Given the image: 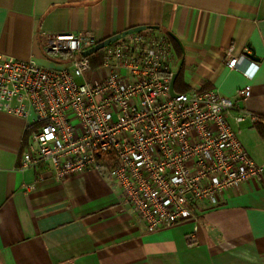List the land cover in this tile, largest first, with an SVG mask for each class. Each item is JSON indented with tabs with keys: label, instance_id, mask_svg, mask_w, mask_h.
Listing matches in <instances>:
<instances>
[{
	"label": "crops",
	"instance_id": "0c3cea01",
	"mask_svg": "<svg viewBox=\"0 0 264 264\" xmlns=\"http://www.w3.org/2000/svg\"><path fill=\"white\" fill-rule=\"evenodd\" d=\"M138 27L170 45L176 93L250 87L238 103L256 121L228 122L264 168V0H0V54L49 69L69 61L44 53L49 35L91 32L98 44ZM27 126L0 112V264H264V174L197 203L196 222L149 232L106 172L57 181L47 166L23 169Z\"/></svg>",
	"mask_w": 264,
	"mask_h": 264
},
{
	"label": "built area",
	"instance_id": "2783aa9c",
	"mask_svg": "<svg viewBox=\"0 0 264 264\" xmlns=\"http://www.w3.org/2000/svg\"><path fill=\"white\" fill-rule=\"evenodd\" d=\"M95 45L91 32L49 35L44 53L70 59L56 70L0 54V112L32 129L23 169L47 166L57 181L106 172L149 232L196 222L197 203L216 206L222 193L264 174L228 122L232 114L237 125L256 121L238 103L250 97L249 86L236 98L173 97L171 48L162 37H121L92 69L82 53ZM241 59L228 68L238 70ZM187 242L194 245V235Z\"/></svg>",
	"mask_w": 264,
	"mask_h": 264
},
{
	"label": "water",
	"instance_id": "95a60500",
	"mask_svg": "<svg viewBox=\"0 0 264 264\" xmlns=\"http://www.w3.org/2000/svg\"><path fill=\"white\" fill-rule=\"evenodd\" d=\"M147 29H156V27H148ZM145 30V27H138L136 29H133V30H130V31H127L125 33H122V34H119V35H115L103 42H100L98 44H96L95 46H93L92 48L84 51L82 53V56L84 58H87L91 55H93L94 53H97L98 51H101L103 50L104 48H106L107 46H109L110 44L114 43L115 41L119 40L121 37H124V36H127L129 34H132V33H136V32H141ZM175 79H176V75H173L172 76V79H171V84H170V91H171V95L174 97L176 96V92L174 91V83H175ZM188 197H190V195H188Z\"/></svg>",
	"mask_w": 264,
	"mask_h": 264
},
{
	"label": "trees",
	"instance_id": "16d2710c",
	"mask_svg": "<svg viewBox=\"0 0 264 264\" xmlns=\"http://www.w3.org/2000/svg\"><path fill=\"white\" fill-rule=\"evenodd\" d=\"M103 53L104 49L101 51H98L97 53H94L93 55L87 57V60L89 61L92 69H96L98 67H101L103 65ZM70 60V59H68Z\"/></svg>",
	"mask_w": 264,
	"mask_h": 264
}]
</instances>
